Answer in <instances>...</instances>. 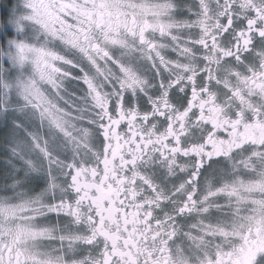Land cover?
<instances>
[{"label": "snow or ice", "instance_id": "snow-or-ice-1", "mask_svg": "<svg viewBox=\"0 0 264 264\" xmlns=\"http://www.w3.org/2000/svg\"><path fill=\"white\" fill-rule=\"evenodd\" d=\"M0 158V264H264V0H14Z\"/></svg>", "mask_w": 264, "mask_h": 264}, {"label": "trees", "instance_id": "trees-1", "mask_svg": "<svg viewBox=\"0 0 264 264\" xmlns=\"http://www.w3.org/2000/svg\"><path fill=\"white\" fill-rule=\"evenodd\" d=\"M0 15L6 14L9 10L10 1L9 0H0Z\"/></svg>", "mask_w": 264, "mask_h": 264}, {"label": "rangeland", "instance_id": "rangeland-1", "mask_svg": "<svg viewBox=\"0 0 264 264\" xmlns=\"http://www.w3.org/2000/svg\"><path fill=\"white\" fill-rule=\"evenodd\" d=\"M10 1V6H9V8L11 7V4L14 2V0H9ZM0 159H2V158H0ZM3 168V165H2V163H0V169H2Z\"/></svg>", "mask_w": 264, "mask_h": 264}]
</instances>
